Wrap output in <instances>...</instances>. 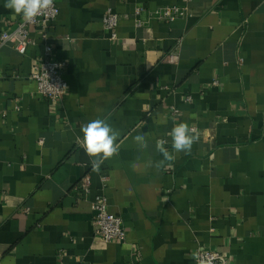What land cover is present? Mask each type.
I'll use <instances>...</instances> for the list:
<instances>
[{
  "label": "crops",
  "instance_id": "crops-1",
  "mask_svg": "<svg viewBox=\"0 0 264 264\" xmlns=\"http://www.w3.org/2000/svg\"><path fill=\"white\" fill-rule=\"evenodd\" d=\"M5 2L0 33L22 19ZM185 4L188 17L150 16ZM58 7L49 42L65 63L59 104L28 77L44 45L38 28L25 54L0 47V264H194L198 249L264 264V0ZM107 9L119 16L115 39L102 24ZM96 118L120 133L118 155L99 172L81 132ZM181 122L199 133L190 154L173 152L167 135ZM162 139L174 159L158 168ZM98 194L120 217L123 242L94 234Z\"/></svg>",
  "mask_w": 264,
  "mask_h": 264
},
{
  "label": "built area",
  "instance_id": "built-area-1",
  "mask_svg": "<svg viewBox=\"0 0 264 264\" xmlns=\"http://www.w3.org/2000/svg\"><path fill=\"white\" fill-rule=\"evenodd\" d=\"M59 1L55 0L54 10H49L46 15L36 17L31 23H26L21 19L12 28L0 33V47L10 44L16 52L23 55L26 53L27 47L33 43L30 37L31 28L39 29L40 39L44 45L42 53L33 64L28 77L36 83L38 93L55 104H59L68 87L67 81L63 78L65 63L53 57L52 45L49 42L51 40L49 28L58 16ZM189 14L190 9L186 4L184 6L166 5L150 11L152 18L165 22L185 18ZM118 20V14L111 9H107L102 17L103 27L110 33L111 39L116 38L115 29ZM166 59L175 62L178 59L177 52H170ZM186 100L189 98L186 97ZM171 110L172 115L178 112L174 107ZM86 182V180L83 181V188ZM90 207L93 212L94 234L105 242H123L125 231L121 219L108 211L105 196L103 194L96 195L92 199ZM194 264H230V262L227 257L217 251L198 249L195 252Z\"/></svg>",
  "mask_w": 264,
  "mask_h": 264
},
{
  "label": "clouds",
  "instance_id": "clouds-1",
  "mask_svg": "<svg viewBox=\"0 0 264 264\" xmlns=\"http://www.w3.org/2000/svg\"><path fill=\"white\" fill-rule=\"evenodd\" d=\"M55 0H6L4 7L12 10L22 17L26 23H31L36 17L46 15L49 10H54ZM82 147L91 158L92 171L99 172L104 161L118 155L120 133L105 119L96 118L81 126ZM167 135L171 138L173 152L190 154L192 146L199 140V133L194 131L187 123L176 124ZM141 149L147 147L146 135L134 137ZM167 140H159L156 150L161 154L160 161L155 162L156 167H162L165 161L174 159L173 154L166 147Z\"/></svg>",
  "mask_w": 264,
  "mask_h": 264
}]
</instances>
